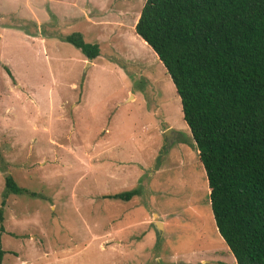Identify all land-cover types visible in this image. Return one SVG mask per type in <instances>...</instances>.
Listing matches in <instances>:
<instances>
[{"label": "rangeland", "instance_id": "rangeland-1", "mask_svg": "<svg viewBox=\"0 0 264 264\" xmlns=\"http://www.w3.org/2000/svg\"><path fill=\"white\" fill-rule=\"evenodd\" d=\"M144 1L0 0L1 264H234L173 85L132 30Z\"/></svg>", "mask_w": 264, "mask_h": 264}, {"label": "trees", "instance_id": "trees-1", "mask_svg": "<svg viewBox=\"0 0 264 264\" xmlns=\"http://www.w3.org/2000/svg\"><path fill=\"white\" fill-rule=\"evenodd\" d=\"M133 31L179 99L217 234L234 264H264V0H145ZM62 40L88 61L99 55L78 33ZM22 192L6 175L3 193Z\"/></svg>", "mask_w": 264, "mask_h": 264}, {"label": "water", "instance_id": "water-1", "mask_svg": "<svg viewBox=\"0 0 264 264\" xmlns=\"http://www.w3.org/2000/svg\"><path fill=\"white\" fill-rule=\"evenodd\" d=\"M166 132L167 133H172L171 130H166ZM164 134H165V132H164ZM153 226H154V229H155L156 232L161 233V224L159 222H154Z\"/></svg>", "mask_w": 264, "mask_h": 264}, {"label": "crops", "instance_id": "crops-1", "mask_svg": "<svg viewBox=\"0 0 264 264\" xmlns=\"http://www.w3.org/2000/svg\"><path fill=\"white\" fill-rule=\"evenodd\" d=\"M138 19V18H137ZM137 19L135 20V22H134V24H133V26H132V30H133V27H134V25H135V23H136V21H137ZM113 31H114V29H112ZM134 32V31H133ZM135 34V33H134ZM137 37V36H136ZM0 38H1V36H0ZM138 38V37H137ZM139 39V38H138ZM140 41L143 43V41L140 39ZM83 56V55H82ZM83 58H84V56H83ZM97 58V57H96ZM84 60H86L85 58H84ZM83 61V60H82ZM92 62V61H91ZM86 65H89V63H87ZM172 131V130H171ZM173 132V131H172ZM164 134V133H163ZM160 223V222H159ZM161 224V233H160V235L162 234V231H163V223H160Z\"/></svg>", "mask_w": 264, "mask_h": 264}]
</instances>
